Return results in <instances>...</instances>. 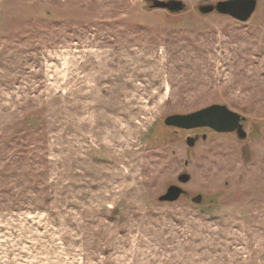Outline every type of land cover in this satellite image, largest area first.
Wrapping results in <instances>:
<instances>
[{"label": "rangeland", "instance_id": "obj_1", "mask_svg": "<svg viewBox=\"0 0 264 264\" xmlns=\"http://www.w3.org/2000/svg\"><path fill=\"white\" fill-rule=\"evenodd\" d=\"M153 1L0 0V264H264V0Z\"/></svg>", "mask_w": 264, "mask_h": 264}, {"label": "water", "instance_id": "obj_2", "mask_svg": "<svg viewBox=\"0 0 264 264\" xmlns=\"http://www.w3.org/2000/svg\"><path fill=\"white\" fill-rule=\"evenodd\" d=\"M254 0H229L218 2L215 6L204 5L199 7V11L203 14L210 13L215 9L219 13H224L232 18L245 22L255 9ZM152 7L169 9L170 11H179L183 5L180 1H158L154 0ZM242 117L235 112L227 109L223 105H211L201 110L189 114H176L167 117L166 123L170 126L179 127L182 129H192L196 127H209L217 132H232L236 131L237 136L242 139L245 133L241 128L239 122ZM196 137L186 138V144L192 146ZM189 180L187 174H180L178 181L186 183ZM182 189L176 185H171L167 188L166 192L159 197L160 201L173 202L178 199Z\"/></svg>", "mask_w": 264, "mask_h": 264}, {"label": "flooded vegetation", "instance_id": "obj_3", "mask_svg": "<svg viewBox=\"0 0 264 264\" xmlns=\"http://www.w3.org/2000/svg\"><path fill=\"white\" fill-rule=\"evenodd\" d=\"M213 11H215V9H213ZM213 11H211V12H213ZM208 14V13H207ZM192 129H208V130H210V131H213V132H216L215 130H213L212 128H209V127H206V126H204V127H196V128H192ZM220 133H222V132H220ZM197 136V135H196Z\"/></svg>", "mask_w": 264, "mask_h": 264}]
</instances>
